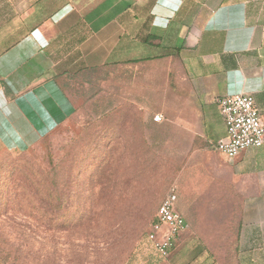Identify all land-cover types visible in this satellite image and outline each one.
I'll return each mask as SVG.
<instances>
[{
    "label": "rangeland",
    "instance_id": "1",
    "mask_svg": "<svg viewBox=\"0 0 264 264\" xmlns=\"http://www.w3.org/2000/svg\"><path fill=\"white\" fill-rule=\"evenodd\" d=\"M182 79L178 61L70 78L75 113L30 149L0 152V264L166 260L146 237L172 189L187 237L230 260L240 194L225 186L230 159L202 135Z\"/></svg>",
    "mask_w": 264,
    "mask_h": 264
},
{
    "label": "crops",
    "instance_id": "2",
    "mask_svg": "<svg viewBox=\"0 0 264 264\" xmlns=\"http://www.w3.org/2000/svg\"><path fill=\"white\" fill-rule=\"evenodd\" d=\"M160 61L181 65L204 137H226L223 95H252L264 122V0H0V152L30 149L75 113L66 88L79 72ZM223 176L240 194L230 260L186 231L153 264H264V146Z\"/></svg>",
    "mask_w": 264,
    "mask_h": 264
},
{
    "label": "built area",
    "instance_id": "3",
    "mask_svg": "<svg viewBox=\"0 0 264 264\" xmlns=\"http://www.w3.org/2000/svg\"><path fill=\"white\" fill-rule=\"evenodd\" d=\"M217 103L226 125V137L216 144L219 151L232 159L242 150L264 146V122L252 95H223ZM162 119L161 114L155 117L156 121ZM177 202L178 192L172 189L160 204L146 237L165 258L188 229V221Z\"/></svg>",
    "mask_w": 264,
    "mask_h": 264
},
{
    "label": "trees",
    "instance_id": "4",
    "mask_svg": "<svg viewBox=\"0 0 264 264\" xmlns=\"http://www.w3.org/2000/svg\"><path fill=\"white\" fill-rule=\"evenodd\" d=\"M49 134H50V133H49ZM49 134H48V135H49ZM48 135H46L45 138H46ZM45 138H44V139H45ZM44 139H43V140H44ZM155 218H156V215H155ZM155 218H154V220H155ZM154 220H153V221H154Z\"/></svg>",
    "mask_w": 264,
    "mask_h": 264
}]
</instances>
